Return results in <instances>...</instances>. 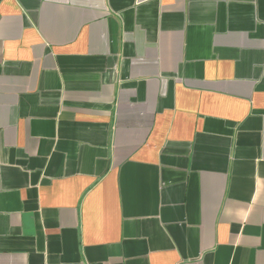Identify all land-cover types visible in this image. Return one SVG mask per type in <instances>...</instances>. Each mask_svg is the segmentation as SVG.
<instances>
[{
  "label": "crops",
  "instance_id": "0c3cea01",
  "mask_svg": "<svg viewBox=\"0 0 264 264\" xmlns=\"http://www.w3.org/2000/svg\"><path fill=\"white\" fill-rule=\"evenodd\" d=\"M0 264H264V0H0Z\"/></svg>",
  "mask_w": 264,
  "mask_h": 264
}]
</instances>
